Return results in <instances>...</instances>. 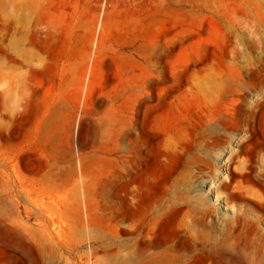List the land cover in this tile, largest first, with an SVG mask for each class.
<instances>
[{"label":"rangeland","instance_id":"1","mask_svg":"<svg viewBox=\"0 0 264 264\" xmlns=\"http://www.w3.org/2000/svg\"><path fill=\"white\" fill-rule=\"evenodd\" d=\"M34 1L0 0V264H127L139 237L114 180L140 93L165 128L145 126L138 223L183 206L160 226L164 264H264V0ZM209 118L222 147L155 169L156 138Z\"/></svg>","mask_w":264,"mask_h":264},{"label":"bare ground","instance_id":"2","mask_svg":"<svg viewBox=\"0 0 264 264\" xmlns=\"http://www.w3.org/2000/svg\"><path fill=\"white\" fill-rule=\"evenodd\" d=\"M34 2H36V0ZM31 6H34V4H31ZM29 9L33 8H30L29 6L28 10ZM42 42L44 43V41ZM133 97H130L131 100L129 102V114L127 122V137L131 145L128 149L125 174L128 180L125 181L122 186L118 185L117 179L114 180V197L117 200H122L125 204L123 220L126 222V224H128V226H125L127 230L125 229L124 231L128 234H137L139 237L136 240V246L133 244L128 246V250L129 248L130 250L127 264H133L138 256L144 257L146 254L150 255L151 258L149 264H164L165 260L160 254L165 242L160 239L162 235V229L160 226L166 221L168 224L174 225L177 217L183 212V206L176 203L161 207L155 216L153 227L148 230H144V228L138 223L141 220L140 212L145 205L146 193H148L147 180L150 175L142 168V163L146 157V149L144 151L143 143L145 140V135L146 137L148 135L146 134L145 126L148 125V127H150L151 130H154L153 132L156 134H158V131L163 132L162 128L165 127L163 122L157 118L146 121L147 111L149 109L146 93H140L139 96H137L138 98L136 104H134ZM214 120V118H209L204 123H198L194 125L191 130L187 132L188 135H184L182 137L180 136V139L176 134L171 135V131L168 130L163 136L156 138L155 142L157 141L158 145L156 148L159 147V150L155 155V157H158L155 169H158L159 171L166 165L168 166V164L173 159L175 152H178V154L180 153V155H182L184 164L183 171L185 172L190 168H194L199 164V162L207 160L206 158L208 153L206 150L214 149L217 146L222 147V145L228 140L227 137H223V134H221L222 132L220 133L219 130H217V128L214 126L215 124H213V122H216V120ZM183 137H189V143H186L187 140L185 138L182 139ZM238 143L240 145L244 144L243 140H239ZM134 145L137 146L134 147ZM134 148H137V150L134 151ZM238 178H241L243 181L252 180L250 173H237L230 179V181L223 180L219 185L221 188L218 189V192L219 190L231 187V181L238 180ZM242 180H238L239 183L242 182ZM132 183L137 185L135 193H132L131 191ZM257 183L258 185H261L260 180H257ZM116 264L122 263L117 261Z\"/></svg>","mask_w":264,"mask_h":264}]
</instances>
